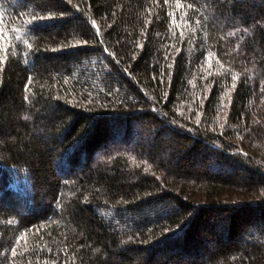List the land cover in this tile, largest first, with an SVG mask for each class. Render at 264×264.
Returning <instances> with one entry per match:
<instances>
[{
    "label": "trees",
    "instance_id": "1",
    "mask_svg": "<svg viewBox=\"0 0 264 264\" xmlns=\"http://www.w3.org/2000/svg\"><path fill=\"white\" fill-rule=\"evenodd\" d=\"M0 264H264V0H0Z\"/></svg>",
    "mask_w": 264,
    "mask_h": 264
},
{
    "label": "rangeland",
    "instance_id": "2",
    "mask_svg": "<svg viewBox=\"0 0 264 264\" xmlns=\"http://www.w3.org/2000/svg\"><path fill=\"white\" fill-rule=\"evenodd\" d=\"M138 122H131L130 129L126 139L123 141L121 147L116 146V144H109L106 149H99L92 155V163L99 162L108 156L110 153L115 152L118 149H122L126 154L131 155L133 152V147L135 139L137 136ZM115 145V146H114Z\"/></svg>",
    "mask_w": 264,
    "mask_h": 264
}]
</instances>
